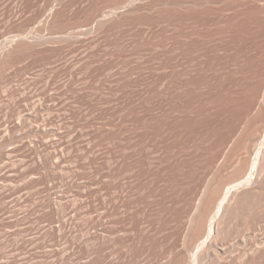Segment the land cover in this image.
Instances as JSON below:
<instances>
[{
    "label": "rangeland",
    "instance_id": "1",
    "mask_svg": "<svg viewBox=\"0 0 264 264\" xmlns=\"http://www.w3.org/2000/svg\"><path fill=\"white\" fill-rule=\"evenodd\" d=\"M208 1L209 6L204 4L206 0H0V264H100L99 260L91 261L87 257L84 234L90 227V207H94L97 203L94 201L100 198L105 152L118 153L124 140L128 144L127 152L131 149L128 153L132 159L129 168L138 169L135 173H142L146 183L147 194L137 197L139 200L142 198V208L148 204L153 217L162 220L163 229L174 226L175 223L172 225L170 222L175 221L176 214L190 202L209 157L215 154L219 142L226 138L242 111L247 101L245 95L248 97L252 86L253 91L254 85L264 76V13L256 14L257 17L253 15L255 18L248 14L241 15L242 18L236 16L234 27H229L228 33L223 34L221 40L226 37L223 42L216 36L217 16L212 0ZM200 5L203 8L198 7ZM189 36L191 39L185 38ZM185 39L188 40L187 48L184 47L187 58L198 61L193 60L195 67L191 65L190 68L195 70L189 69L190 73H187L194 76L186 74L183 78L186 80L188 77L186 82L184 80L185 89L182 86L183 89L176 90L183 93L176 92L178 97L169 104L166 76L170 50L174 47L178 54L180 50L176 47ZM217 48L223 51V55ZM193 53L195 55H191ZM251 78L252 84H248ZM168 110L172 111L168 113ZM142 144L144 148H153L157 162L149 164L139 156ZM157 145L163 146L162 152ZM180 147L182 151H178ZM203 155L208 157L203 159ZM91 182L97 192H94L97 196H92L95 200L89 197ZM148 188L152 191H147ZM263 191L257 193V197H250L251 202L248 196L242 195L241 206L245 210L239 212L241 206L238 204L239 207L229 212L231 218L228 215V222L224 224L226 232L219 241L227 252L258 231L264 212ZM97 207L93 208L94 211L98 210ZM249 208L247 214L251 217L247 218L246 210ZM94 211L93 214L98 212ZM252 211L253 214L250 213ZM257 212H262L259 217H256ZM243 229L246 233L249 231L247 236ZM235 231L238 234H234ZM225 233L230 238L226 239ZM161 237L162 234L143 243L135 239L136 243L135 240L130 242L131 247L125 249L128 252L124 256L126 261L123 257L116 264H136L138 254L149 245L152 251L158 249L156 253L161 252V248H157ZM74 244L79 247H76L78 254L75 256Z\"/></svg>",
    "mask_w": 264,
    "mask_h": 264
},
{
    "label": "bare ground",
    "instance_id": "2",
    "mask_svg": "<svg viewBox=\"0 0 264 264\" xmlns=\"http://www.w3.org/2000/svg\"><path fill=\"white\" fill-rule=\"evenodd\" d=\"M189 1V0H188ZM211 1V0H209ZM208 1V2H209ZM200 3V1H198ZM197 2V3H198ZM173 4V3H172ZM196 4V3H195ZM207 6V0H206ZM204 4H201L204 7ZM211 4L213 5L215 14L217 16V35L220 40L225 34L226 31H228L229 27H234L233 21H235L236 16H240L242 18L244 15L248 16L250 15L253 16L256 14H263L264 13V0H212ZM179 5V4H178ZM188 5V4H187ZM197 5V4H196ZM198 7H202V6ZM205 5V6H206ZM211 5V6H212ZM180 6V5H179ZM191 6V5H189ZM193 6V5H192ZM211 6L209 8H211ZM188 9H190L188 6L185 5ZM195 7V6H194ZM202 7V8H203ZM172 8V6H171ZM177 8V7H176ZM208 8V9H209ZM212 8V9H213ZM174 9V8H173ZM192 9H194L192 7ZM172 10V9H171ZM198 10V9H197ZM205 10V9H204ZM203 11V10H202ZM209 11V10H208ZM213 11V12H214ZM122 12V11H121ZM173 12V11H172ZM189 12V10H188ZM198 12V11H197ZM204 12V11H203ZM123 13V12H122ZM121 13V14H122ZM187 13V12H186ZM207 13V12H206ZM196 14V13H195ZM194 14V15H195ZM199 14V13H198ZM202 14V13H201ZM208 14V13H207ZM210 15L212 13H209ZM205 15V14H204ZM203 15V17H204ZM213 15V14H212ZM241 15H243L241 17ZM120 16V15H119ZM187 16V15H186ZM258 16V15H257ZM256 16V17H257ZM171 17V16H169ZM197 17V16H196ZM201 16V18H203ZM208 18V16L206 15ZM254 17V16H253ZM264 17V15L262 16ZM187 18V17H185ZM190 18V16H189ZM205 18V17H204ZM245 18V17H244ZM248 18V17H247ZM255 18V17H254ZM194 19V18H193ZM251 20V18H249ZM259 19V17H258ZM172 20V19H170ZM202 20V19H201ZM237 20H239L237 18ZM236 20V22H237ZM241 20V19H240ZM245 20V19H244ZM243 20V21H244ZM249 20V21H250ZM261 20V19H260ZM174 21V20H173ZM187 21V20H186ZM207 21V20H206ZM216 21V20H215ZM242 21V20H241ZM253 21V19H252ZM259 21V20H258ZM256 21V22H258ZM264 21V19H263ZM170 22V21H169ZM168 22V23H169ZM183 22V21H181ZM190 22V21H188ZM240 22V21H239ZM238 22V23H239ZM248 21H246L247 23ZM254 22V21H253ZM242 23V22H241ZM175 24V22H174ZM185 24V23H184ZM249 24V23H247ZM246 24V25H247ZM253 24V23H252ZM255 24V23H254ZM173 25V22H172ZM181 25V24H180ZM187 25V24H186ZM184 25L185 27L189 25ZM240 25V24H238ZM258 25V23H257ZM261 25V24H260ZM199 26V25H198ZM245 26V25H244ZM242 26V27H244ZM248 26V25H247ZM170 27V26H169ZM184 27V28H185ZM251 26H249L250 28ZM177 27H175L176 29ZM238 29V28H237ZM173 30V29H172ZM182 30V29H181ZM248 30V29H246ZM170 31V30H169ZM241 31V30H240ZM244 31V28H243ZM182 32V31H180ZM172 33V32H170ZM188 33V32H187ZM186 33V34H187ZM228 33V32H226ZM235 33V31H234ZM239 33V32H238ZM185 34V35H186ZM233 34V33H232ZM191 35V34H188ZM227 36V34L225 35ZM224 36V37H225ZM231 36V35H230ZM175 37V35H174ZM189 37H185L186 39H191ZM240 37V35L238 36ZM173 38V37H172ZM218 38V40H219ZM230 38V37H229ZM234 38V37H233ZM181 41L180 44L178 43V47H176L180 52L176 54L177 51H175V48L173 47L170 50V56H169V72L167 77V89H168V103L171 104L174 102L178 96L176 95L177 93H183L176 91L179 88H182L183 84L188 80L187 79L183 80L184 76L189 72V69H194L195 68H190L191 65H193V58H187L186 56V50L184 52V47L187 44L188 40ZM226 39V37L224 38ZM223 39V40H224ZM231 39V38H230ZM235 39V38H234ZM172 40V39H171ZM216 40V38H215ZM221 40V41H223ZM238 40V39H237ZM217 41V40H216ZM233 41V40H232ZM230 41V42H232ZM236 41V40H235ZM234 41V42H235ZM224 42V41H223ZM227 42V41H226ZM233 42V43H234ZM176 43V46H177ZM229 43V42H228ZM192 44V43H191ZM220 44V43H219ZM170 45V44H169ZM175 45V44H174ZM193 45V44H192ZM227 46V44H224ZM232 45V44H231ZM230 45V47H231ZM16 45H14L15 47ZM189 46V45H188ZM191 46V45H190ZM225 46V47H226ZM229 46V44H228ZM17 47V46H16ZM216 47H217V42H216ZM221 47V46H219ZM224 47V46H223ZM169 48V47H168ZM171 48V47H170ZM187 47H185L186 49ZM222 48V47H221ZM219 48V49H221ZM236 48V47H235ZM188 49H191L188 47ZM224 48H222L223 50ZM232 49V48H231ZM168 50V49H167ZM192 50V49H191ZM194 50V49H193ZM222 50H218L221 53ZM225 49L224 51H226ZM230 50V49H229ZM242 50V49H241ZM12 51V49H11ZM196 51V50H195ZM193 51V52H195ZM228 51V50H227ZM226 51V53H227ZM233 51V50H232ZM232 51H230V55L232 54ZM238 51V50H237ZM191 52V51H190ZM218 52V53H219ZM223 52V51H222ZM243 52V51H242ZM168 53V52H167ZM216 53V52H215ZM189 54V53H188ZM197 54V52H196ZM222 54V53H221ZM220 54V55H221ZM225 54V53H224ZM229 54V53H227ZM235 54V52H234ZM190 55V54H189ZM191 55H195L194 53ZM205 55V54H204ZM219 55V54H218ZM219 55V56H220ZM223 55V54H222ZM221 55V56H222ZM215 56V55H214ZM192 57V56H190ZM211 57V56H210ZM235 57V56H234ZM202 57H200L201 59ZM212 58V57H211ZM217 58V56H216ZM227 58V57H226ZM229 58V57H228ZM227 58V59H228ZM198 59V57H197ZM208 59V58H207ZM214 59V57H213ZM212 59V60H213ZM219 59H221L219 57ZM232 59V58H231ZM206 60V59H205ZM224 60V59H223ZM177 61V62H176ZM197 62L198 60H194V62ZM230 61V60H229ZM241 61V59H240ZM203 62V61H202ZM214 62V61H213ZM200 63V62H199ZM198 63V64H199ZM196 64V66L198 65ZM213 64V63H212ZM223 64V63H222ZM229 64V63H228ZM263 64V63H262ZM211 65V64H210ZM219 65V64H217ZM233 65V64H232ZM242 65V64H241ZM194 66V65H193ZM199 66V65H198ZM202 66V63L200 64ZM215 66V65H214ZM221 66V65H220ZM230 66V65H229ZM243 66V65H242ZM259 65H257L258 67ZM195 67V66H194ZM204 67V66H203ZM213 67V66H211ZM219 67V66H218ZM232 67V66H230ZM256 67V68H257ZM168 68V67H167ZM210 68V67H208ZM222 68V67H221ZM239 68V67H238ZM259 68V67H258ZM263 68V67H262ZM204 68H200L199 70H202ZM211 69V68H210ZM217 69V66H216ZM223 69V68H222ZM220 69V70H222ZM232 69V68H230ZM261 69V68H260ZM206 70V68H205ZM208 70V69H207ZM214 71V70H213ZM229 71V67L228 70ZM264 71V70H263ZM262 71V72H263ZM202 72V71H201ZM217 72V71H216ZM240 72V71H239ZM256 72V71H255ZM259 72V71H258ZM261 72V70H260ZM261 72V73H262ZM167 73V70H166ZM190 73V72H189ZM193 73V72H192ZM195 73V72H194ZM197 73V70H196ZM199 73V72H198ZM197 73V74H198ZM215 73V72H214ZM231 73V72H230ZM238 73V72H237ZM205 74V72H204ZM217 74V73H216ZM229 74V73H228ZM257 74V73H256ZM156 75V73H155ZM188 75V74H187ZM190 76L193 74H189ZM188 75V76H189ZM206 75V74H205ZM211 75V74H210ZM209 75V76H210ZM233 75V74H232ZM243 75V74H242ZM252 75V74H251ZM254 75V74H253ZM252 75V76H253ZM262 75V74H261ZM194 76V75H193ZM216 76V75H214ZM219 76V75H218ZM246 76V74H245ZM255 76V75H254ZM156 77V76H155ZM186 77V76H185ZM200 77V76H199ZM203 77V74H202ZM244 78V76H242ZM258 78V76H256ZM262 78L257 81V84L254 85L255 90L249 93L248 97L247 95V101L244 106L240 107L242 108V111L240 112L236 122H233V126L228 132V135L226 138H221V142L217 141L220 143V146L218 147L217 151L216 148L214 149L216 152L212 157H209L210 160L207 164V166L204 168L205 173L201 172L203 177H201L200 182L196 186L193 194L191 195L192 198L190 202L184 206V209L181 210L179 213H175V221L172 220L170 223L174 224L170 229H163V226L161 224V221L158 219H155L157 217H153L152 212L150 209H148V204L146 207L142 208L140 202H142V198L139 200L137 197L141 195L142 197L143 194L146 193V183L145 180L142 178L141 174H137L139 172H136V168L131 169L129 168L130 165V159L131 155L128 154L130 150L127 152V147L128 144L126 145L123 141L122 146L118 153L114 154L112 151H107L105 152V165L102 171V180L100 185L102 186V190L100 191V201H94L97 202L96 204L99 203L98 210L94 211V207L92 206V202L90 204L91 211L89 214V220L90 224L88 226L89 229L86 233L85 236V245H86V251L88 253L89 259L92 260H99L100 264H116L118 261H121L123 257L126 254L125 249H129L131 247L132 241L135 239L138 240L139 243L143 242H149L150 240H155L156 236H161L159 238L162 241L160 242V247L161 252L157 250L154 252L152 251L151 246L149 247H144L143 248V253L138 254L139 257L136 260V264H264V212L263 214L256 213V217H259V214H261L260 218V224L258 225V231L254 234L248 235L245 242L243 244H239L240 246L230 249V252H227V250H224V246H221L219 243L220 239L222 241V236L224 234V224H226V221L228 220L227 217L231 213L232 208L239 207L237 206L238 204L243 205L242 199L244 198L242 195H246L247 199L249 200L250 197L253 198L254 195L257 197V193H262V190L264 189V76H261ZM211 77H209L210 80ZM213 78V77H212ZM216 78V77H215ZM219 78V77H218ZM222 78V76H221ZM233 78V77H232ZM241 78V77H240ZM246 78V77H245ZM256 78V79H257ZM198 79V78H197ZM201 79V78H200ZM203 79V78H202ZM250 79V78H249ZM254 79V77H253ZM235 80V79H234ZM244 80V79H243ZM140 81V79H139ZM191 81V80H190ZM216 81V80H214ZM239 81V79H238ZM246 81V80H245ZM248 84H252V78ZM194 82V81H193ZM204 82V80L202 81ZM206 82V81H205ZM204 82V84H205ZM227 82V81H226ZM225 82V83H226ZM236 83V81H235ZM246 83V82H245ZM166 84V83H165ZM209 84V83H207ZM206 84V85H207ZM216 84V83H215ZM214 84V85H215ZM219 84V83H218ZM234 84V82H233ZM238 84V83H237ZM246 84V86L248 85ZM185 85V84H184ZM191 85V84H190ZM199 85V84H198ZM205 85V86H206ZM230 85V84H229ZM229 85L227 87H229ZM241 85V82L240 84ZM187 83H186V91H187ZM243 86V85H242ZM240 86V87H242ZM245 86V87H246ZM250 86V85H249ZM248 86V87H249ZM194 87V86H193ZM214 87V86H213ZM232 87V86H231ZM236 87V86H235ZM238 87V85H237ZM178 88V89H177ZM185 89V87L183 86ZM182 88V89H183ZM204 88V87H203ZM216 88V87H215ZM226 88V87H225ZM247 88V87H246ZM250 88V87H249ZM181 89V90H182ZM214 89V88H213ZM234 90V88H232ZM241 89V88H240ZM180 90V89H179ZM228 90V89H227ZM231 90V89H230ZM244 90V89H243ZM185 91V90H184ZM185 91V92H186ZM229 91V90H228ZM240 91V90H239ZM188 92V91H187ZM201 92V91H200ZM231 92V91H230ZM248 92V91H247ZM246 91L245 93L248 94ZM250 92V91H249ZM139 93V92H138ZM190 93V91H189ZM192 93V92H191ZM194 93V92H193ZM224 93V92H223ZM229 93V92H228ZM235 93V92H234ZM244 93V94H245ZM141 95V93H139ZM186 94V93H185ZM195 94V93H194ZM236 94V93H235ZM143 95V94H142ZM184 95V94H181ZM190 95V94H189ZM238 95V94H237ZM241 95V94H240ZM176 96V97H175ZM180 96V95H179ZM186 96V95H185ZM226 96V95H225ZM224 96V97H225ZM230 96V95H229ZM243 96V95H242ZM243 96V100L244 97ZM143 97V96H142ZM191 98V95H190ZM196 97L194 96V99ZM227 98V97H226ZM228 97L227 99H229ZM240 98V97H239ZM175 99V100H174ZM183 99V98H182ZM189 99V98H188ZM223 99V98H222ZM232 99V97H231ZM142 100V99H141ZM179 100V98H178ZM192 100V99H191ZM242 100V98H241ZM171 101V103H170ZM187 101V100H186ZM177 102V101H176ZM175 102V103H176ZM179 102V101H178ZM177 102V103H178ZM185 102V101H184ZM189 102V101H188ZM213 102V101H212ZM174 103V104H175ZM181 104L183 103L182 101L180 102ZM195 103V102H194ZM221 103V102H219ZM234 103V102H233ZM238 103V102H237ZM236 103V104H237ZM243 103V102H242ZM168 104V108L169 107ZM173 104V103H172ZM186 104H188L186 102ZM189 105V104H188ZM199 104H197L198 106ZM173 106V105H172ZM177 106V105H176ZM185 104L181 107H184ZM193 106V105H191ZM196 106V105H195ZM221 106V105H220ZM174 107V106H173ZM194 107V106H193ZM236 107V106H235ZM189 109V106L187 107ZM238 108V106H237ZM172 109V107H171ZM174 109V108H173ZM180 109V108H179ZM187 109V110H188ZM192 110V108H190ZM176 110V109H175ZM182 110V109H181ZM186 110V109H185ZM196 110V109H195ZM203 110V109H202ZM200 110V112L202 111ZM172 111V110H170ZM168 110V113L170 112ZM189 111V110H188ZM193 111V110H192ZM205 111V110H204ZM239 111V110H237ZM236 111V112H237ZM174 112V111H173ZM180 112V111H179ZM186 112V111H184ZM195 112V111H193ZM172 113V112H171ZM175 113V112H174ZM167 114V113H166ZM177 114V113H175ZM182 114V112H181ZM180 114V115H181ZM188 114V113H187ZM195 114V113H194ZM173 115V114H172ZM190 115V114H189ZM198 115V114H197ZM170 116V114H169ZM183 116V115H181ZM230 117V116H229ZM167 118V117H166ZM176 118V117H175ZM236 118V117H235ZM179 119V118H178ZM185 119V118H184ZM234 119V118H233ZM182 120V119H181ZM180 120V121H181ZM188 120V118H187ZM226 121V120H225ZM170 122V121H169ZM172 123V122H171ZM231 123V122H229ZM168 124V123H167ZM182 124V122H181ZM175 125V124H174ZM231 125V124H229ZM228 125V126H229ZM170 127V126H169ZM174 127V126H173ZM226 127V126H225ZM172 128V127H171ZM222 128V127H221ZM224 129V128H223ZM222 129V130H223ZM219 133V132H217ZM124 134V133H122ZM126 134V133H125ZM124 134V135H125ZM170 134V133H169ZM177 134V133H176ZM220 134V133H219ZM226 134V133H225ZM123 135V136H124ZM153 135V134H152ZM172 135V134H171ZM179 135V134H177ZM192 135V134H191ZM190 135V136H191ZM122 136V135H121ZM122 136V137H123ZM155 136V135H154ZM181 136V135H180ZM184 136V135H183ZM215 136V135H214ZM176 137V136H175ZM179 137V136H178ZM196 137V136H195ZM225 137V136H223ZM153 138V137H152ZM177 138V137H176ZM214 138V137H213ZM108 139V138H107ZM126 139V138H124ZM157 139V138H155ZM154 139V140H155ZM159 139V138H158ZM189 139V136H188ZM196 139V138H195ZM200 139V138H199ZM198 138L196 140H199ZM215 139V138H214ZM153 140V139H152ZM176 140V139H175ZM180 140V139H179ZM183 140V139H182ZM187 140V139H185ZM213 140V139H212ZM121 141V139H120ZM156 141V140H155ZM189 141V140H188ZM196 142L195 140H193ZM201 141V140H200ZM204 141V140H203ZM148 142V141H147ZM146 142V143H147ZM174 142V141H173ZM212 142V141H211ZM175 143V142H174ZM187 143V142H186ZM200 143V142H199ZM203 143V142H202ZM208 143V142H207ZM141 144V143H140ZM139 144V146H140ZM152 144V143H150ZM156 144V143H155ZM157 144H160L159 142ZM197 144V143H196ZM210 144V142H209ZM214 145V143H212ZM216 144V143H215ZM259 144H262V147L259 148ZM154 145V144H152ZM151 145V147H153ZM162 145V144H160ZM157 145V146H160ZM190 145V144H189ZM192 145V144H191ZM208 145V144H207ZM212 145V146H213ZM145 146L142 144V147ZM149 146V145H148ZM155 146V147H157ZM198 146V145H197ZM201 146V145H200ZM218 146V145H217ZM135 147V146H134ZM138 147V146H137ZM165 147V146H164ZM170 147V146H169ZM182 147V146H181ZM180 147V148H181ZM190 147V146H189ZM194 147V146H193ZM207 147V146H205ZM159 148V147H158ZM163 148V146H162ZM160 146V151L163 150ZM208 148V147H207ZM136 149V147H135ZM135 149H133L135 151ZM157 149V148H156ZM178 148H175L174 150L177 151ZM185 149V148H184ZM194 149V148H193ZM200 149V148H199ZM206 149V148H205ZM137 150V149H136ZM167 150V149H166ZM165 150V151H166ZM186 150V149H185ZM192 150V149H191ZM201 150V149H200ZM209 150V149H208ZM178 151H182L179 149ZM184 151V150H183ZM213 151V150H211ZM138 152V151H137ZM139 156L146 160L149 161L148 163H154L153 161L157 157L154 155L155 151L153 148H148V147H143L139 148ZM162 152V151H161ZM159 152V153H161ZM167 152V151H166ZM192 152V151H191ZM165 153V152H164ZM175 153V152H174ZM181 153V152H178ZM186 153V152H185ZM196 153H199L198 151ZM210 153V151H209ZM156 154V153H155ZM184 154V153H183ZM182 154V155H183ZM204 154V153H203ZM207 154V153H206ZM157 155V154H156ZM160 155V154H159ZM158 155V158H159ZM163 155V154H162ZM161 155V156H162ZM167 155V154H166ZM165 155V156H166ZM180 155V154H178ZM189 155V154H188ZM252 155L254 158L252 159ZM138 156V155H137ZM164 156V157H165ZM177 155H175L176 157ZM205 156V155H203ZM133 157V156H132ZM174 157V156H173ZM174 157V158H175ZM182 157V156H181ZM180 157V158H181ZM196 157V156H194ZM208 156H205L203 159H205ZM136 158V157H134ZM167 158V157H166ZM165 158V159H166ZM170 158V157H169ZM172 158V157H171ZM222 158V159H221ZM160 159V158H159ZM141 160V159H140ZM163 159L161 158L160 161ZM181 160V159H180ZM179 160V161H180ZM193 160V159H192ZM207 160V159H206ZM138 161V160H137ZM143 161V160H141ZM140 161V162H141ZM167 161V160H166ZM176 161V160H174ZM194 161V160H193ZM208 161V160H207ZM136 162V161H135ZM144 162V161H143ZM169 162V161H167ZM192 162V161H191ZM203 162V160H202ZM133 163V162H132ZM139 163V162H138ZM137 163V164H138ZM147 163V164H148ZM165 163V162H164ZM178 163V162H177ZM184 163V162H183ZM204 163H206L204 161ZM131 164V163H130ZM135 163V165H137ZM140 164V163H139ZM144 164V163H143ZM141 164V165H143ZM146 164V165H147ZM148 164V165H149ZM157 164V163H156ZM161 164V162H160ZM198 164V162H197ZM133 165V164H132ZM145 165V166H146ZM158 165V164H157ZM166 165V163H165ZM164 165V166H165ZM182 165V164H181ZM180 165V166H181ZM199 165V164H198ZM205 165V164H204ZM203 165V166H204ZM143 166V167H145ZM153 166V164H152ZM155 166V165H154ZM160 166V165H159ZM158 166V167H159ZM202 166V163H201ZM142 167V166H141ZM149 167V166H148ZM151 167V166H150ZM162 167V166H161ZM176 167V166H175ZM190 167H193L190 164ZM196 167V166H195ZM194 167V168H195ZM152 168V167H151ZM151 168H148L149 171ZM178 168V167H177ZM203 168V167H202ZM136 169V170H135ZM141 169V168H140ZM146 169V168H145ZM159 168H157L158 170ZM143 170V168H142ZM165 170V169H164ZM197 170V169H196ZM202 170V169H201ZM155 171V170H154ZM160 171V170H159ZM167 171V170H166ZM143 172V171H142ZM164 171H162V174ZM195 172V171H194ZM149 173V172H148ZM151 173V172H150ZM157 173V172H155ZM190 172H188L189 175ZM152 174V173H151ZM154 174V173H153ZM159 174V173H157ZM167 174V173H166ZM198 174V173H197ZM201 174V175H202ZM161 175V173H160ZM161 175V176H163ZM195 175V174H194ZM148 176V175H147ZM152 176V175H151ZM154 176V175H153ZM159 176V175H158ZM170 176V174H169ZM145 177V176H144ZM160 177V176H159ZM165 177V176H164ZM168 177V176H167ZM196 177V176H195ZM155 178V177H154ZM178 178V177H177ZM184 178V177H183ZM200 178V177H198ZM171 179V178H170ZM175 179V178H174ZM91 180V179H90ZM148 180V179H147ZM155 180V179H154ZM164 180V179H163ZM180 180V178H179ZM192 180V179H191ZM92 181V180H91ZM187 181V180H186ZM189 181V180H188ZM150 182V179L149 181ZM162 182V181H161ZM160 182V183H161ZM171 182V180H170ZM90 183V182H89ZM152 183V182H151ZM154 183V182H153ZM185 183V182H184ZM195 183V182H194ZM149 184V183H148ZM147 184V185H148ZM187 184V183H186ZM197 184V183H196ZM99 185V187H100ZM159 185V184H158ZM165 185V184H164ZM163 185V186H164ZM167 185V184H166ZM174 185V184H173ZM151 186V184H150ZM153 186V185H152ZM179 186V185H178ZM188 186V185H187ZM195 186V185H193ZM90 199L93 195H95L97 192L93 189V184L91 182L90 184ZM174 187V186H173ZM190 187V186H188ZM95 188V187H94ZM151 188V187H150ZM148 188L147 191H152ZM153 188V187H152ZM169 188V187H168ZM185 188V187H184ZM187 188V187H186ZM155 189V187H154ZM159 190V188H157ZM157 190V191H158ZM170 190V189H169ZM165 191V190H164ZM95 192V194H94ZM163 192V191H162ZM178 192V190H177ZM176 192V193H177ZM187 193V190H185ZM189 192V191H188ZM264 192V191H263ZM153 193V192H152ZM175 193V191H174ZM184 193V192H183ZM159 194V193H158ZM181 194V192H180ZM180 194H178L180 196ZM149 195V194H148ZM147 195V196H148ZM164 195V194H163ZM259 195V194H258ZM97 196V195H95ZM92 197V199H96ZM151 196V195H150ZM187 196V195H186ZM185 197V196H184ZM147 200L149 197H146ZM154 198V197H153ZM156 198V197H155ZM159 198V197H157ZM162 198V197H161ZM188 198V197H187ZM186 198V200H187ZM190 198V196H189ZM251 198V199H252ZM151 199V198H149ZM184 199V198H183ZM246 199V198H245ZM146 200V199H145ZM153 200V199H152ZM156 200V199H155ZM163 200V199H162ZM244 200V199H243ZM92 201V200H91ZM158 201V200H157ZM182 201V200H181ZM247 201V200H246ZM253 201V199H252ZM254 201H256L254 199ZM150 202V201H146ZM175 202V201H174ZM242 202V203H241ZM249 202H251L249 200ZM144 203V200H143ZM152 203V202H151ZM161 203V202H160ZM185 203V202H184ZM246 203V202H245ZM244 203V204H245ZM145 204V203H144ZM156 204V203H155ZM164 204V203H163ZM180 204V203H179ZM183 205V202H181ZM180 204V205H181ZM255 204V202H254ZM258 204V203H257ZM256 204V205H257ZM143 205V204H142ZM174 205V204H173ZM249 205V204H248ZM161 206V205H159ZM177 206V204L175 205ZM174 206V207H175ZM153 207V206H152ZM150 207V208H152ZM173 207V208H174ZM161 208V207H160ZM177 208V207H176ZM179 208V206H178ZM181 208V207H180ZM245 208V207H243ZM242 206L241 208L239 207V212H243ZM248 208V207H247ZM253 209V207H251ZM263 208V207H262ZM96 209V208H95ZM165 209V208H164ZM167 209V208H166ZM243 209V210H242ZM258 209V208H257ZM261 209V208H260ZM259 209V210H260ZM178 210V209H177ZM254 210V209H253ZM93 211L96 212L93 214ZM159 211V210H158ZM172 211V209H171ZM246 214L248 211L246 210ZM255 211V210H254ZM258 211V210H256ZM263 211V210H260ZM157 212V211H156ZM173 212V211H172ZM238 212V211H235ZM162 213V212H161ZM166 213V212H165ZM171 213V212H170ZM233 213V211H232ZM253 214V211L250 212ZM163 214V213H162ZM236 214V213H235ZM238 214V213H237ZM249 214V213H248ZM248 214L246 215L247 218L251 217V215L248 217ZM158 215V214H157ZM232 215V214H231ZM242 215H245L243 213ZM258 215V216H257ZM155 216V215H154ZM161 216V215H160ZM159 216V217H160ZM168 216V215H167ZM172 216V215H171ZM170 216V217H171ZM235 217V215H233ZM240 216V215H239ZM158 217V218H159ZM246 218L245 216H243ZM242 217V218H243ZM255 217V216H254ZM231 218V217H230ZM237 218V217H236ZM235 218V219H236ZM244 218L242 219L244 222ZM169 219V218H168ZM167 219V220H168ZM227 219V220H226ZM239 219V218H238ZM165 220V219H164ZM163 220V223L165 222ZM171 220V218H170ZM230 220V219H229ZM169 221V220H168ZM249 220L245 221L248 222ZM253 221V219H252ZM228 222V221H227ZM251 222V221H250ZM168 223V224H170ZM236 223V222H235ZM241 223V222H238ZM237 223V224H238ZM254 223V222H253ZM170 224V225H171ZM248 224V223H246ZM167 225V222H166ZM173 225V224H172ZM233 225V224H232ZM235 225V224H234ZM244 225V224H243ZM249 225V224H248ZM246 225V227H248ZM236 226V225H235ZM240 226V225H239ZM245 226V225H244ZM256 226V225H254ZM166 227V226H165ZM227 227L230 228V224ZM225 227V229L227 228ZM238 229L240 227L236 226ZM252 227V225H251ZM235 227H233L234 230ZM249 228V227H248ZM254 228V227H253ZM242 229V228H240ZM245 229V228H244ZM243 229V230H244ZM252 229V228H250ZM257 229V228H256ZM232 231V229H231ZM240 230H237V232ZM248 231V230H246ZM253 231V230H252ZM254 232V231H253ZM229 233V230H228ZM240 233V232H238ZM236 231L234 234H238ZM244 233L245 230H244ZM249 233V231L247 232ZM247 233L244 234L247 236ZM252 233V232H251ZM226 239L230 238L228 237V234L225 233ZM230 234V233H229ZM233 234V235H234ZM243 235V234H242ZM230 236V235H229ZM228 237V238H227ZM225 238V235H224ZM223 238V239H224ZM225 241V240H223ZM158 242V240H157ZM136 243V240H135ZM156 243V242H155ZM76 244V242H75ZM74 244V245H75ZM138 244V243H137ZM151 244V243H150ZM222 244V243H221ZM78 245V243H77ZM77 245H75L73 254L77 252V248H79ZM140 245V244H139ZM143 245V244H142ZM220 245V246H219ZM228 245V244H227ZM144 246V245H143ZM77 247V248H76ZM140 247V246H139ZM222 247V248H221ZM227 247V246H225ZM231 247V246H230ZM133 248V246H132ZM142 248V247H141ZM224 248V249H223ZM229 248V247H227ZM146 249V250H145ZM138 250V249H137ZM160 250V249H159ZM229 250V249H228ZM125 251V252H123ZM131 251V250H129ZM133 251V249H132ZM140 252V251H139ZM132 253V252H130ZM129 253V254H130ZM76 254V255H77ZM128 254V252H127ZM126 254V255H127ZM137 255V256H138ZM130 256V255H129ZM128 256V257H129ZM136 256V257H137ZM125 260V257H124ZM126 261V260H125ZM93 263V262H92ZM95 264V263H94ZM123 264V263H122Z\"/></svg>",
    "mask_w": 264,
    "mask_h": 264
}]
</instances>
